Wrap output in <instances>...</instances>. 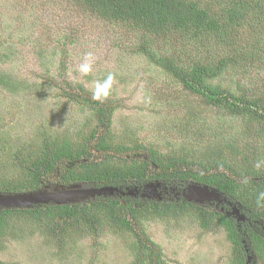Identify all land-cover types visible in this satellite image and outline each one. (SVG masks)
Instances as JSON below:
<instances>
[{
	"label": "rangeland",
	"instance_id": "374dc122",
	"mask_svg": "<svg viewBox=\"0 0 264 264\" xmlns=\"http://www.w3.org/2000/svg\"><path fill=\"white\" fill-rule=\"evenodd\" d=\"M260 27L264 31V22ZM156 40L151 48L163 49V38ZM140 41L138 30L104 20L75 0H0V178L19 175L12 164L18 150L28 154L52 136H65L72 143L83 140L97 125L96 117L87 104L69 100L63 93L75 91L92 97L97 84H105L109 76L105 99L113 108L109 131L115 144L142 143L162 156L201 161L207 156V146L234 133L238 147L247 149L245 157L253 162V156H258L264 173V131L243 134L241 121L221 118L215 107L207 106L200 96L187 92L159 66L149 63L137 50ZM168 44L181 54L183 63L203 54L185 39ZM221 53L227 54L224 48ZM168 55L172 56V50ZM84 63H91L88 74L79 71ZM246 70L248 73L233 76L226 72L221 83L252 98L264 86V58ZM229 124L233 132L228 134ZM131 152L133 157L144 158V153ZM128 155L119 154L113 162ZM202 187L188 182L177 188L158 181L143 188H94L99 193L79 196L77 191L91 187L48 186L37 191L40 194L29 205L116 193L180 197L223 209L243 221L239 206L216 190ZM143 226L161 250L164 264H235L225 230L220 226L204 230L191 213L173 218L149 216ZM133 240L132 233L109 222L96 233L80 225L55 235L28 216H12L8 229L0 235V264H133Z\"/></svg>",
	"mask_w": 264,
	"mask_h": 264
},
{
	"label": "trees",
	"instance_id": "16d2710c",
	"mask_svg": "<svg viewBox=\"0 0 264 264\" xmlns=\"http://www.w3.org/2000/svg\"><path fill=\"white\" fill-rule=\"evenodd\" d=\"M75 1L104 20L138 30L141 41L137 50L149 63L159 66L187 92L200 96L207 106L215 107L221 118L241 121L243 134L263 133L264 86L250 98L245 91L236 92L234 86L224 87L221 82L226 72L242 75L248 73L246 68L250 65L262 62L264 31L260 25L264 22V0ZM157 37L165 41L163 49L151 48L150 43H155ZM176 38L195 44V48L203 51L202 56L183 63L181 54L167 45ZM222 48L227 54L221 53ZM77 89L83 91L81 87ZM63 94L69 100L87 104L97 125L78 143L65 136H52L40 141V146L28 154L18 150L12 164L19 175L0 178L1 193L72 185L123 190L143 188L158 181L181 188L191 182L214 189L234 202L244 219L237 221L220 208L180 197L149 198L116 193L66 203L49 201L0 207V235L8 229L10 218L19 215L28 216L55 235L80 225L96 233L109 222L118 230L133 234V264H164L161 250L144 231L143 221L149 216L173 218L191 213L204 230L218 226L225 230L235 264H245L249 254V264H264V199L259 196L264 192V173L258 165V156H253V162L245 157L247 149L238 147L234 133L216 145L207 146V156L201 161L187 160L181 155L162 156L150 145L114 143L109 131L113 108L103 95L96 99L95 95L82 96L75 91ZM226 132H233L232 124ZM131 151L144 153V158L133 157ZM127 152V157H120L121 162H113L115 156ZM239 157L243 159L238 160Z\"/></svg>",
	"mask_w": 264,
	"mask_h": 264
},
{
	"label": "water",
	"instance_id": "95a60500",
	"mask_svg": "<svg viewBox=\"0 0 264 264\" xmlns=\"http://www.w3.org/2000/svg\"><path fill=\"white\" fill-rule=\"evenodd\" d=\"M100 188H102V187H100ZM202 188L206 190L208 187L207 186H203ZM108 189L111 190V189H116V188L108 187ZM99 190L100 189L90 188V189H87V190H85L83 192H81V191H77V192H78V195L80 196V195H83V194L85 195V194L99 193ZM20 193H23V194H20ZM20 193H14L12 195H2V194H0V207L29 206V204L34 199V196H37V195L40 194V192H37V191H35V192H20ZM15 194H18V195H15ZM53 202L66 203L64 200H61V199H57V200L54 199ZM241 216H243V215L241 214ZM236 220L239 221L240 219L236 218ZM263 229H264V227H263ZM245 250L247 251L248 249L246 248ZM250 257H251L250 255L247 256L245 264H249Z\"/></svg>",
	"mask_w": 264,
	"mask_h": 264
},
{
	"label": "clouds",
	"instance_id": "9594fccd",
	"mask_svg": "<svg viewBox=\"0 0 264 264\" xmlns=\"http://www.w3.org/2000/svg\"><path fill=\"white\" fill-rule=\"evenodd\" d=\"M90 59V56H89ZM79 71L83 74H88L91 71V63H84L80 65ZM111 81V77L109 76L107 78V81L105 82V84L101 85V84H97V93L95 95L94 98L96 99H100L101 98V94L106 97L108 95V91H107V86H108V82ZM261 199H264V192H261L259 194ZM244 219V217H243ZM250 255V254H249Z\"/></svg>",
	"mask_w": 264,
	"mask_h": 264
},
{
	"label": "flooded vegetation",
	"instance_id": "af4514ba",
	"mask_svg": "<svg viewBox=\"0 0 264 264\" xmlns=\"http://www.w3.org/2000/svg\"><path fill=\"white\" fill-rule=\"evenodd\" d=\"M163 183V182H162ZM177 198V197H176ZM221 210H223V209H221ZM224 212H226L227 214H229V215H231L229 212H227V211H225V210H223ZM231 216H233V215H231Z\"/></svg>",
	"mask_w": 264,
	"mask_h": 264
}]
</instances>
